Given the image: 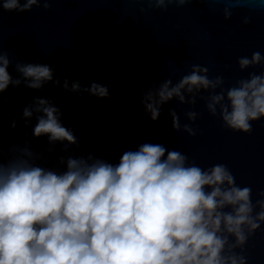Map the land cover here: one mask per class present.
<instances>
[{
  "label": "clouds",
  "instance_id": "clouds-1",
  "mask_svg": "<svg viewBox=\"0 0 264 264\" xmlns=\"http://www.w3.org/2000/svg\"><path fill=\"white\" fill-rule=\"evenodd\" d=\"M146 3L166 11L191 0ZM34 6L48 10L51 3L0 0V9L10 13ZM231 15L225 7V20ZM237 63L241 71L262 70L225 88L222 76L209 78L208 68L192 65L178 81L165 79L143 93L145 114L155 122L170 101L194 109L201 100L223 128L251 134L253 122L264 120V55L256 51ZM10 64L8 54L0 53V93L21 83L34 90L60 83L50 65L17 63L20 78H13ZM63 89L109 97L108 86L96 82L69 86L65 79ZM34 115V137L47 136L50 144H64L65 151L78 145L50 100L34 98L23 109L26 123ZM169 115L174 131L197 135L193 125L200 113L185 112L190 123L183 125L174 109ZM12 152L0 163V264H249L246 245L257 232L264 233V190L253 201L251 187L238 185L224 163L203 168L177 149L148 142L124 151L117 162L92 154L60 157L62 171L40 166L28 147Z\"/></svg>",
  "mask_w": 264,
  "mask_h": 264
},
{
  "label": "water",
  "instance_id": "water-1",
  "mask_svg": "<svg viewBox=\"0 0 264 264\" xmlns=\"http://www.w3.org/2000/svg\"><path fill=\"white\" fill-rule=\"evenodd\" d=\"M51 8L33 7L24 13L0 9V53L6 52L13 78L17 63L47 64L53 80L41 89L24 83L0 93V163L11 159L14 147H28L42 167L64 170L60 157L92 154L117 162L126 150L161 143L177 149L203 168L224 163L236 183L250 186L253 201L264 190V120L253 122L251 134L233 133L198 100L194 109L173 100L162 105L153 122L144 112L142 96L154 83L178 81L192 65L208 68L209 78L219 75L224 87L260 67L239 69L240 57L264 55V0H191L167 10L149 9L146 0H49ZM43 0H41V4ZM145 10L141 12V8ZM232 12L224 18V8ZM245 17L249 23L244 24ZM108 86L109 97L63 89L64 80ZM34 98L50 100L60 108L61 122L71 129L78 145L50 144L36 138L35 115L25 121L23 109ZM181 124L190 123L184 113L194 110L200 118L193 125L195 137L172 128L169 110ZM16 121V127L12 122ZM264 228V225H262ZM249 264H264V233L257 232L246 245Z\"/></svg>",
  "mask_w": 264,
  "mask_h": 264
}]
</instances>
